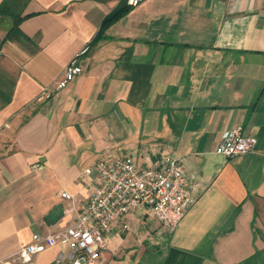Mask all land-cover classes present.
Segmentation results:
<instances>
[{
	"label": "crops",
	"instance_id": "obj_1",
	"mask_svg": "<svg viewBox=\"0 0 264 264\" xmlns=\"http://www.w3.org/2000/svg\"><path fill=\"white\" fill-rule=\"evenodd\" d=\"M0 0V260L75 225L98 161L174 157L195 202L172 233L139 206L96 264H264V0ZM22 36L7 38L14 16ZM82 72L40 99L70 59ZM241 126L256 146L226 158ZM35 264H70L53 246Z\"/></svg>",
	"mask_w": 264,
	"mask_h": 264
},
{
	"label": "built area",
	"instance_id": "obj_2",
	"mask_svg": "<svg viewBox=\"0 0 264 264\" xmlns=\"http://www.w3.org/2000/svg\"><path fill=\"white\" fill-rule=\"evenodd\" d=\"M141 1L125 0L130 7ZM87 51L88 47H84L74 55L61 77L45 87L39 98H50L80 74L79 56ZM256 142L255 137L245 135L242 127L236 126L221 135L215 153L226 158L246 154L255 148ZM88 171L95 173L96 186L83 205L78 222L61 231L34 234L29 244L0 260V264H35L36 256L53 246L69 250L70 264H96L105 248V237L134 208L148 207L162 229L172 233L195 202L188 188L192 177L174 157L140 169L132 157L124 155L112 161L98 160Z\"/></svg>",
	"mask_w": 264,
	"mask_h": 264
},
{
	"label": "trees",
	"instance_id": "obj_3",
	"mask_svg": "<svg viewBox=\"0 0 264 264\" xmlns=\"http://www.w3.org/2000/svg\"><path fill=\"white\" fill-rule=\"evenodd\" d=\"M130 9V6H128L125 2V0H120L118 7H116L114 10L109 12L101 21L100 29L98 34L96 35L95 39H98L101 35H103L104 31L108 26H110L112 23H114L116 20H118L120 17H122L124 14H126ZM3 10L5 8H0V14H2ZM29 15H23V16H14L13 17V25L9 29L7 38H17L18 36H22L20 30H19V23Z\"/></svg>",
	"mask_w": 264,
	"mask_h": 264
}]
</instances>
